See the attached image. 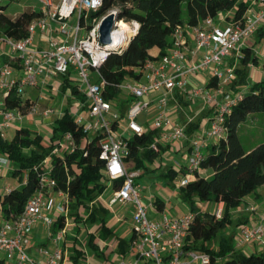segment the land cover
I'll return each mask as SVG.
<instances>
[{"label": "built area", "instance_id": "obj_1", "mask_svg": "<svg viewBox=\"0 0 264 264\" xmlns=\"http://www.w3.org/2000/svg\"><path fill=\"white\" fill-rule=\"evenodd\" d=\"M41 11L40 17L28 26V37L16 40L0 36V52L19 64L14 69L5 66L0 71V94L6 97L14 88L20 92L25 88H42L48 86L58 76H67L71 81L75 76L80 83V92L85 101L81 102L75 118L83 128L84 134L102 133L101 157L106 161L105 176L112 183L122 180V186L112 191L109 201L114 205H135L132 214L135 241L132 246L136 253L130 258H122L118 264H221V259L213 261L211 254L186 248L190 234L193 214L172 217L156 207V217H148V209L141 203L136 185V174L128 171L125 157L129 155V139L135 134L141 135L151 131L149 127L138 123V117L144 109L156 104V116L152 122L153 130L160 131L151 149L161 151L162 145L178 146L187 138V130L194 123L193 117L185 122L174 121L170 116L169 99L176 90L186 92L189 98H200L215 113L210 119L209 128L203 137L219 140L226 132L224 121L226 114L236 105L237 98L226 93L225 89L236 79V69L225 66V61L232 57L242 59V50L247 41L256 33L264 30V0H251V3L240 20L227 17L225 26L216 25V19L208 17L197 26H178L172 34V46L162 57L148 60L140 71V78L127 80L121 84L123 93L133 98V103L125 113L127 125L120 124L121 113L114 104L105 100L103 92L107 86L101 74V67L110 54L120 53L126 48L139 30L136 21L126 19L123 22L124 32L117 34L123 17L116 22L111 32V43L100 42V26L111 14L121 12V6L115 4L109 12H101L104 0H36ZM41 35L45 46H38L35 37ZM210 69L217 82L214 93L203 89L188 91L189 78ZM21 74L17 78L14 76ZM219 96L222 97L219 100ZM4 105V102L2 104ZM87 110V116L80 113ZM37 113V105L29 115ZM46 110L45 116L52 115ZM27 114V115H28ZM25 114L19 110L6 111L4 124L0 125V137L4 138L3 128L10 123L21 120ZM120 131V134H119ZM63 142V143H62ZM60 147L62 151L75 150L73 137L67 134ZM58 149V150H61ZM206 145L201 137L191 141L188 169H199V162ZM53 153H57V150ZM2 165H9L8 159H1ZM189 176L181 180V186L187 184ZM55 182L46 173H41L37 192L27 201L21 215L5 221L0 225V257L11 264H61L65 259V251L59 246L65 233L57 234L58 244L53 253L48 254L46 263L32 258L26 251L34 227L43 221L47 228H52L55 219L52 215H43L45 207L49 214L54 210L65 213L67 206L48 201ZM5 192H11L6 189ZM65 199L63 193H57ZM253 210V209H252ZM217 210V216H221ZM236 249H245L248 245L259 247L264 252V219L256 226H244L236 238Z\"/></svg>", "mask_w": 264, "mask_h": 264}, {"label": "trees", "instance_id": "obj_2", "mask_svg": "<svg viewBox=\"0 0 264 264\" xmlns=\"http://www.w3.org/2000/svg\"><path fill=\"white\" fill-rule=\"evenodd\" d=\"M13 1L0 0V36L22 40L28 37V26L40 17L41 11L33 8L8 14L4 3ZM113 3L121 6L122 17L139 24V30L129 45L120 53L110 54L100 69L107 82L104 98L114 104L122 118L133 103V98L123 96L121 84L139 79L140 71L148 60L168 53L172 46V34L178 26L194 27L208 17L216 19L221 13L228 12L240 20L249 7V3L243 0H104L101 12H105ZM259 36L264 37V30H261ZM155 48L159 50L158 56L150 54ZM242 54L241 66L236 68V79L230 84L233 91L231 94L237 98V102L226 114V132L218 141L206 147L199 169H188L187 173H183L184 178L190 175L195 177L194 180L189 177L187 184L181 186V200L188 205L189 213L193 214L186 248L209 253L213 261L221 259V264H264V252L238 250L234 247L233 239L227 235H222L218 253L210 246L211 241L232 224L234 212L243 205L244 200L264 186V142L249 149L243 145L239 136L241 127L251 116L264 113V81L249 83L248 67L257 65L259 60L248 45L243 48ZM5 66L17 70L20 68L9 57L0 61V71ZM62 86L64 90L72 88V93L82 102L85 101L84 95L78 91L77 86L72 85L67 76H64ZM208 87H217L213 77ZM4 105L5 111L19 110L27 115L36 103L25 97L24 91L14 88L5 97ZM197 125H191L190 129L197 128ZM67 134L72 135L75 150L53 153ZM155 134L157 131L151 130L141 135L135 134L127 140L129 155L125 161L127 165L134 163L132 168H128L129 172L140 169L146 172L145 163H153L161 154V151L151 149ZM104 138L102 133L84 134L70 109H66L55 121L49 141L28 128H18L10 141L0 137V154L11 162V175L21 183L20 187L0 195L5 221L22 214L27 201L39 189L41 173L44 172L55 182L52 191L65 195L69 218L77 227L81 228L82 224L87 226L88 223L91 224L90 228L97 227L88 240L101 256L99 243L95 244L96 237L106 242L114 233L108 226L110 211L97 204V201L105 192L117 190L123 183L122 180L111 183L105 176L106 161L101 157ZM48 158L50 163L46 165ZM177 174L173 169L169 170L172 178ZM199 204H223L224 208L218 217L217 209L203 210L198 207ZM155 207L163 212L165 203L158 199ZM65 221V217H59L53 227L62 229ZM135 238L134 234L129 242L115 238L117 247H120L119 253L125 255ZM74 252L79 257L83 255L77 248H74ZM0 264H7V261L0 257Z\"/></svg>", "mask_w": 264, "mask_h": 264}, {"label": "rangeland", "instance_id": "obj_3", "mask_svg": "<svg viewBox=\"0 0 264 264\" xmlns=\"http://www.w3.org/2000/svg\"><path fill=\"white\" fill-rule=\"evenodd\" d=\"M5 6H7V13L8 14H14V13H20L26 9H33V8H38L39 3L36 0H15L13 2H5ZM115 4L113 3L107 10L106 12H109L114 8ZM126 17H123L122 20V25L123 22L126 20ZM249 43L252 44L254 52L258 54L259 56V63L255 66L259 69H264L263 63H264V57L261 58L260 53L262 50L263 46V41L261 43H257V37L254 36L250 38ZM5 52V49L3 50ZM1 54V52H0ZM253 68V67H251ZM208 71V72H207ZM209 71L210 69L204 70L201 73L206 74L209 77ZM21 74L17 73L14 77L17 78ZM250 69H248V78L250 76ZM208 79V78H207ZM64 76H59L56 78V80L53 81V83L50 86H45L40 89L37 88H25L26 92L25 95L26 97H30L33 101L36 102L37 105V113L35 114V117H38L37 115H42L46 110H52L53 113L52 115L57 116L60 113L64 112L65 109H70V108H77L80 110L81 108V103L73 97V91L72 88H67L64 90L62 84H63ZM255 81L251 80L250 83H254ZM72 85L78 87V91L80 92V83L77 81L76 74L75 76L72 77ZM230 95L231 92H227ZM125 98L128 96L127 94L124 93L123 95ZM3 100V96L0 95V104ZM193 101V102H192ZM189 103H182V107L184 110L183 115L188 116L190 112L193 111V108L199 107L200 105V99H194ZM195 101V102H194ZM171 103V99H169V106ZM155 105H151L148 108L144 109L142 114L138 117V123L142 126H147L150 128V130H153L151 127L152 122L156 116V109ZM87 110H83L80 113L81 117H86L87 116ZM215 111H213V114ZM32 118L30 117V120L35 121L37 118ZM127 119L124 117L121 119L120 124L123 126L127 125ZM37 126H36V125ZM40 126V123H28L26 124V128H35ZM18 128L23 127L24 125L17 124L16 125ZM43 126V125H41ZM16 128H8L4 129L3 132L5 135H7V138L9 140H12L15 136L16 133ZM120 134V131H119ZM158 136V134H155V138ZM239 136L240 139L243 143V145L246 148H255L259 144L264 142V113H258L257 115L251 116L250 119L246 123L243 124L239 131ZM218 141V140H216ZM178 147L176 146H173ZM176 159L180 162H184L187 164L185 158L182 160L181 156H177L178 153H173L172 154ZM10 162V161H9ZM161 164H163L161 166ZM176 161L173 159H168L167 156H165L163 153L157 157V159L152 163V162H146L145 167L147 171L145 172L144 169H140L137 171L136 174V185L139 190L140 194V200L141 203L148 209V217L150 219L156 217L154 214V202L157 199H160L161 201L165 202L166 204H170L167 206L165 212L172 216V217H181L186 214H189V207L186 203H184L181 200V180L183 179V174L179 172L175 178H172L169 176V170L172 166L175 167ZM189 164V162H188ZM128 168H132L134 166V163H129ZM4 182H6V179ZM112 197V193L108 190L104 195H103V200L105 202H108L110 198ZM207 204H199L198 207L200 206L202 209L206 207ZM1 208V206H0ZM112 212L109 213L108 215V220L112 221V224L110 225L111 229L113 230V233L107 240L106 244H109L115 239L118 238L119 240H122L125 237V234L133 229V222H132V214H133V209L124 208L121 205H114L111 206ZM125 212V216L123 220L120 221H113L115 216L119 213ZM243 216L244 217H250L249 221L244 223L243 222ZM158 218V216L156 217ZM259 223H256L254 214L252 212H246L243 214H238L237 212L234 213L233 215V222L231 225L227 227V229L219 234L216 238H214L210 246L212 249H214L217 253L220 251V241L222 235H227L228 237H231L233 239V244L234 247L236 244V238L237 236L241 233L242 226H256ZM91 224L81 225V228H74L73 230H70V228L67 230L68 233L72 234L74 236L73 241L75 242V248L78 250L82 251L83 253V258H80L81 262L80 264H94L96 259H99L103 262H107L104 258L98 257L97 252L94 248L93 245L89 243V233L86 232V228H90ZM127 242H129V236H126L124 238ZM72 239L69 240V242H73ZM99 237H96L95 239V244L100 243ZM251 245H248L245 247L250 248ZM120 247L118 246L116 251L114 253H106V258L110 259V262H115V257L114 255L116 252H119ZM243 249V250H245ZM136 253V249L134 246L130 245L126 249L125 253V258L128 259L131 256H133ZM98 257V258H96ZM101 258V259H100ZM120 260V259H119ZM117 259L116 262H119ZM10 264V263H7ZM197 264V263H196Z\"/></svg>", "mask_w": 264, "mask_h": 264}, {"label": "crops", "instance_id": "obj_4", "mask_svg": "<svg viewBox=\"0 0 264 264\" xmlns=\"http://www.w3.org/2000/svg\"><path fill=\"white\" fill-rule=\"evenodd\" d=\"M243 1H247L249 3V5L251 3V0H243ZM233 16H234V14L232 12L221 13L218 16V18L216 19V21H215L216 25L220 26V27L225 26L227 21H222V19L226 20L227 17H233ZM260 32L261 31H259L258 33H256V35H254V36L257 37V43H261L262 41L264 42V37H260L259 36ZM249 40L247 41V45L254 52L253 46H252V44L249 43ZM35 42H36V44L38 46H45L44 38L41 35H37L35 37ZM262 47L263 48H262L261 53H260L261 58L264 57V43H263ZM254 53L256 54V52H254ZM5 54H4V52H2L0 54V61L7 57ZM150 54L153 55V56H158L159 55V50L157 48L152 49L150 51ZM256 56L258 57V60H259L258 54H256ZM240 61H241V59H238L236 57H232V58L227 59L225 61V66H227V65L233 66L236 69V68L241 66L240 65ZM255 66L256 65H251V66L248 67V69H250V73H251V75H250L251 77L248 78L249 83L251 82V80H253L255 82L264 81V69H259V68L255 67ZM263 66H264V63H263ZM251 67H253V68H251ZM211 77H212L211 71H209V77L205 73L202 74L200 72L199 74L194 75V76L189 78V81H188V84L186 86V89L188 91H191L192 89H203L207 93L208 92L209 93H214L215 89L208 87V82H209ZM56 78H54L48 86H50L53 83V81L56 80ZM29 88H31V87H29ZM37 89H40V87L37 88ZM225 91H226V93L227 92L233 93V91H231L230 85H228L226 87ZM25 92H26V90L24 89V96L26 97ZM0 95H2V94H0ZM2 96H3V100H2V102L0 104V125L4 124V122H5L4 113L6 112L4 110V106L2 105L3 102H4L5 97H4V95H2ZM73 97L76 98L80 103L82 102L76 95L73 94ZM27 98H30V97H27ZM170 99H171V103H170V106H169V111H170V116H171V118L174 121L182 123V122H185V120L188 117H193L194 118V123L192 125H195V124L197 125L198 124L197 128L193 127L192 129H190L191 127H189V129L187 130V134H186L187 138L183 139L180 142V145H178V147L174 148L173 145H162V147H161V154L163 153L165 156L168 157V159H173L174 161H176L175 167L172 166L170 168V170L173 169L175 172H177V173L181 172L183 174L184 172H186V173L188 172V168H187L188 167V160H186L187 164L184 163V162H180L172 154L173 153H178L177 156L180 155L182 157L181 158L182 160H184L185 158L188 159L189 158V151H190L191 141L193 139H195L197 136L201 137V142L203 141V143L206 145V147L208 145H212L213 143L216 142V140H214V139H207V138L203 137L204 131H206L209 128V126H210V119H211V117L213 115V111L214 110L210 106L205 105L202 102V99L196 98V99H200L199 107L193 108V111L190 112V114L188 116H185V115H183L184 110H183V107H182V103H189L192 100H194V98L193 99L189 98L188 95L186 94V92H183V91H180V90H176V92L174 94V97L173 98L171 97ZM221 99H222V97L219 96V100H221ZM153 104L156 107L155 103H152L151 105H153ZM65 110H64V112H65ZM77 110L78 109L75 108V107L74 108H70V112H71V114L73 116H75ZM64 112L60 113L57 116H54V115L45 116L44 114H42L40 116L37 115L38 117H35L36 115H29L28 114V115L24 116L21 120H17L15 122L10 123L9 125L5 126L3 128V130L15 127L16 128L15 131H17V129H18V127L16 126L17 124H21L22 123V125H24V126L21 127V128H26V126H25L26 124L32 123V122H35V123L37 122V123H40V126L38 125V127H35L33 129L28 128V127L27 128L32 130V131H35V132L41 134L46 141H49L51 139V137H52V128H53V125H54L55 121L57 119H59L64 114ZM31 116H32V118L35 117L37 119H35V121L30 120ZM41 125H43V126H41ZM3 134H4V132H3ZM157 134L159 136L160 131H157ZM158 136H156V137H158ZM4 139L10 141L7 138V135H5V134H4ZM58 149H61V148L58 147L54 151L57 150V153L62 151V149L61 150H58ZM204 151H206V149ZM1 159H6V157H4L3 155L0 154V161H1ZM49 163H50V158H48L46 160V165H49ZM162 165L163 164H161V166ZM12 167L13 166H12L11 162H9V165H7V166L6 165H2L0 163V195L5 193L6 189H14L16 187H20L21 186V183L19 182V179L14 178L11 175V172L13 170ZM134 173H137V171L134 172ZM183 176H184V174H183ZM189 177L192 180H194V178H195L194 176H191V175ZM3 179H6V182H4L5 180H3ZM109 191L112 193L111 190H109ZM103 195L99 198V200L97 201V204L105 207L110 212H112V208L109 205V201L110 200L108 202H105L103 200ZM49 200H53L54 203L57 204V205H64L65 204V199L60 197L57 193H50L48 195V201ZM154 205H155V202H154ZM169 205L170 204H166L165 203L164 211L166 210L167 206H169ZM123 207L126 208V210H127V208H129V209L130 208L131 209L135 208V205H128V206H123ZM223 208H224L223 204H219L217 206L206 205V207H204L203 210H206V209L215 210V209H217V210H221L222 211ZM134 210L135 209H133V211ZM235 212H237L238 214H240V213L243 214V213H246V212H252L254 214L256 223H260V221H262V219H264V186L261 187L257 191V193H255V194H253L251 196H248L244 200L243 205L240 208H238ZM43 215H52L53 218L55 219V221L57 219H59V217H62V216L65 217L66 218L65 227L62 228V229L54 228V227L47 228L44 225L43 221H40L34 227L30 242H29L28 246L26 247L27 253L32 258H34L35 260H37L39 262L46 263L48 261V254L53 253L55 251V249H56V246L59 244V246H61V248L65 251V259H64V261L61 264H80V262H81L80 258H83V255L80 256V258H78L79 257L78 254L76 252H74V248H75L74 247L75 246V242L73 241L74 236L67 232V230L69 228H70V230H73V227L74 228L76 227L78 229L77 224H75L69 218L68 208L65 211V213H60L58 210L54 209L49 214V212L47 211V208L45 207ZM124 216H125V212L119 213V214H117L115 216L113 221L117 222V221L123 220ZM243 218H244L243 219L244 222H248L249 219H250V217H244V216H243ZM3 222H5V218L3 217L2 212H1V208H0V225ZM111 224H112V221H109L108 226L110 227ZM96 230H97V227L88 228V229L86 228V232H88L89 234L95 233ZM61 232L65 233L64 239L61 242H59L58 244H56V242H55L56 236H57V234H59ZM132 235H133V232L131 230V231H129V232H127L125 234V237L129 236V241H130V239L132 238ZM71 239H72L73 242H69V240H71ZM105 244H106L105 241H101L99 243V246H100L99 252L101 253V256H99L98 254L97 255H98V257L104 258L107 262H103V261H101L99 259H96L94 264H118V262H116L117 259L119 260V259L125 258V255H122L121 253L116 252V254L114 255V257H115L114 261L115 262H110V259L106 258L105 255L108 252L109 253H114V251H116V249H117V243H116V241L113 240L110 243V245L109 244L105 245ZM251 251H259V247L255 246V245H251L250 248L248 247V248H246L244 250V252H251ZM45 252H47L48 254H46ZM98 257H96V258H98Z\"/></svg>", "mask_w": 264, "mask_h": 264}, {"label": "water", "instance_id": "obj_5", "mask_svg": "<svg viewBox=\"0 0 264 264\" xmlns=\"http://www.w3.org/2000/svg\"><path fill=\"white\" fill-rule=\"evenodd\" d=\"M123 13L118 12L116 14H111L107 16L100 26V42L104 45H108L111 43V32L116 25V22L120 17H122Z\"/></svg>", "mask_w": 264, "mask_h": 264}, {"label": "bare ground", "instance_id": "obj_6", "mask_svg": "<svg viewBox=\"0 0 264 264\" xmlns=\"http://www.w3.org/2000/svg\"><path fill=\"white\" fill-rule=\"evenodd\" d=\"M124 29L125 28L123 25H119V30H118L117 34L123 33L125 31Z\"/></svg>", "mask_w": 264, "mask_h": 264}]
</instances>
